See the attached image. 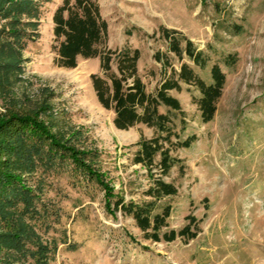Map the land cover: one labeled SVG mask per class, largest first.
I'll return each mask as SVG.
<instances>
[{
  "label": "rangeland",
  "instance_id": "obj_1",
  "mask_svg": "<svg viewBox=\"0 0 264 264\" xmlns=\"http://www.w3.org/2000/svg\"><path fill=\"white\" fill-rule=\"evenodd\" d=\"M61 2L42 0L40 15L32 19L36 38L21 49V67L0 91V110L11 102L30 110L48 107L43 119L78 148L92 151L95 168L116 192L127 201L149 200L144 192L151 176L133 158L135 142L154 130L143 124L115 126L113 110L100 104L91 81L101 70L98 57H79L73 68L55 63L53 13ZM98 2L108 23V46L140 50L139 74L149 91L164 77L163 63L155 59L157 51L167 50L160 26L177 29L209 54L207 67L196 68L207 80L213 62L226 54L237 53L238 62L223 66L226 82L208 122L193 85L170 91L184 110L175 116L181 137L197 138L172 151L181 160L163 178L178 192L159 200L156 210L171 204L168 228L176 230L194 216L197 236L147 239L131 216L107 207L95 180H79L67 167L39 170L29 176L42 192L40 217L32 224L51 249L49 264H264V0ZM15 264L34 263L27 257Z\"/></svg>",
  "mask_w": 264,
  "mask_h": 264
},
{
  "label": "trees",
  "instance_id": "obj_2",
  "mask_svg": "<svg viewBox=\"0 0 264 264\" xmlns=\"http://www.w3.org/2000/svg\"><path fill=\"white\" fill-rule=\"evenodd\" d=\"M41 2L0 0V21L4 20L0 23V91L8 87L21 67V49L36 38L37 22L32 19L40 15ZM53 22L55 63L73 68L79 57H98L101 70L90 75L91 81L100 104L113 110L115 126L129 129L143 124L154 130L151 137L142 135L135 142L138 148L133 158L135 163L145 166L151 176V183L144 192L150 199L127 201L116 192L106 181L107 177L95 168V154L75 146L43 119L48 107L42 105L30 110L21 104H6L0 110V264H15V259L27 257L33 259L34 264H49L51 249L32 224L40 217L38 202L42 192L29 176L39 170L48 172L67 167L79 180H95L104 190L107 207L131 216L147 239L195 238L199 221L194 216H188L189 222L176 230L168 228L171 204H163L156 210L159 200L178 192L173 182L163 178L181 160L172 151L190 147L197 138L196 134L181 137L175 116L184 114V110L170 91L193 85L199 91L194 99L202 120L210 121L216 114L226 82L223 66L234 67L238 54L228 53L221 62H213L207 80L196 68L207 67L211 60L209 54L177 29L160 26L158 32L166 40L167 50L157 51L155 59L163 63L164 77L155 91H149L139 74L140 50L108 46V23L98 0H62L53 13ZM171 55L180 61L179 68L173 66ZM181 123L184 129V117Z\"/></svg>",
  "mask_w": 264,
  "mask_h": 264
}]
</instances>
